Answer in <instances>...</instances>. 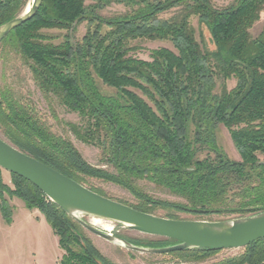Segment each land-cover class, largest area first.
Segmentation results:
<instances>
[{
  "label": "trees",
  "instance_id": "trees-1",
  "mask_svg": "<svg viewBox=\"0 0 264 264\" xmlns=\"http://www.w3.org/2000/svg\"><path fill=\"white\" fill-rule=\"evenodd\" d=\"M28 2L0 0V25L22 15ZM96 2L87 7L85 0H43L35 17L0 43L20 55L46 98L79 114L80 122H69V130L99 147L104 164L113 169L91 165L70 139L55 135L8 88L0 91L4 138L82 184L86 177H95L127 189L140 200L133 205L139 211L148 213V205L155 203L138 184L148 180L183 197L186 202L170 204L194 214L263 212L264 28L256 37L251 29L264 11V0H232L224 7H216L214 0ZM112 2L130 10L101 17L98 10ZM174 7L180 8L172 17H160ZM192 16L206 25L215 49L197 40ZM84 20L89 29L80 41L68 33L54 43L53 36L43 33L71 32ZM136 39L170 40L175 50L158 47L151 50L150 60L142 59L132 54L137 46L131 41ZM96 77L116 93L104 94ZM231 78L236 79L234 88L214 92L219 79ZM218 124L228 128L241 160L218 149ZM204 147L215 156L198 158ZM10 174L13 186L4 182L0 167V211L8 224L13 221L9 198H19L28 209L40 210L59 236L65 254L56 264H117L80 234V224L36 185ZM125 239L152 246L172 241ZM243 249L212 264H264V237ZM219 251L192 248L171 254L203 261Z\"/></svg>",
  "mask_w": 264,
  "mask_h": 264
},
{
  "label": "rangeland",
  "instance_id": "rangeland-1",
  "mask_svg": "<svg viewBox=\"0 0 264 264\" xmlns=\"http://www.w3.org/2000/svg\"><path fill=\"white\" fill-rule=\"evenodd\" d=\"M32 1L33 0H29L25 10H29ZM231 2L232 0H214L216 7H224ZM96 3V0H85V5L87 7L96 5ZM179 8L180 7L171 8L161 13L160 17L170 18L178 12ZM129 10L130 7L124 3L112 2L98 10V14L101 17L110 18L118 14H124ZM190 20L195 29L197 40L208 49H215V45L206 25L199 20L198 16H192ZM103 27L105 30L107 29V26L104 25ZM73 28L71 32L61 29H44L43 33L53 36L54 38L52 41L54 43L63 41L64 36L68 33H71L75 40L80 41L88 31L89 23L84 20L77 25L74 24ZM263 28L264 11H262L260 19L255 22L251 29L253 37L258 36ZM131 45L137 46L132 54L146 60L151 59L150 52L152 49L167 47L175 50L173 43L166 39H136L131 41ZM95 79L100 90L104 94L113 95L116 93L117 90L115 88L105 84L98 77ZM235 86L236 79L234 78L228 80L219 79L214 92L220 94L223 87L230 90ZM5 88L12 89L21 97L22 101L30 104L38 117L55 135L70 139L91 165L113 169L111 166L104 164L102 160V151L99 147L82 142L69 130V126L67 125L69 122H80L79 114L68 110L57 102V100L46 98L36 86L30 69L23 62L20 55L15 54L9 46L0 43V91ZM214 134L218 149L221 153L230 159L237 161L241 160L240 153L231 138L228 128L223 124H218L215 127ZM0 135L4 137L1 130ZM207 155L214 157L215 153L208 147H204L198 152L197 157L203 159ZM2 177L5 183L13 186L10 172L2 169ZM84 184L89 188L98 190L104 194V196L128 206L133 207V205L140 203V200L130 191L114 182L101 178L86 177ZM138 184L155 201L154 204L148 205V213L156 216L179 220L207 221L234 220L249 216L247 214L243 215L230 212L194 214L178 209L170 204L173 202H186L183 197L175 195L169 190L148 180H140ZM6 197L8 198L7 195ZM167 201L169 203H166ZM9 202L13 207V223L11 222L8 224L0 211V264L58 263L65 254V250L60 246L59 236L47 222L45 216L38 209L31 210L25 207L23 200L19 198H9ZM80 217L98 229L103 231L109 230L112 231V235L129 238L131 240L157 241L164 239L159 236L144 234L115 221L102 218V220L94 219L95 216L88 214L80 215ZM78 229H80L79 233L88 238L103 256L117 264H212L240 255L244 251L243 248L223 249L217 253L210 254V256L206 257L203 261H184L180 255L171 254V252L155 254L129 249L119 242L106 240L91 233L82 225H80Z\"/></svg>",
  "mask_w": 264,
  "mask_h": 264
},
{
  "label": "water",
  "instance_id": "water-1",
  "mask_svg": "<svg viewBox=\"0 0 264 264\" xmlns=\"http://www.w3.org/2000/svg\"><path fill=\"white\" fill-rule=\"evenodd\" d=\"M43 0H33L29 11L0 25V41L13 29L31 20ZM0 167L36 185L51 201L91 233L129 249L163 254L192 248L223 250L243 248L264 237V211L234 220H179L156 216L104 196L57 169L22 151L0 135ZM88 214L124 224L144 234L172 240L152 246L112 235L83 220Z\"/></svg>",
  "mask_w": 264,
  "mask_h": 264
},
{
  "label": "bare ground",
  "instance_id": "bare-ground-1",
  "mask_svg": "<svg viewBox=\"0 0 264 264\" xmlns=\"http://www.w3.org/2000/svg\"><path fill=\"white\" fill-rule=\"evenodd\" d=\"M31 4L32 3H30V7H29V9L31 8ZM29 11V10H28ZM94 219H98V220H102L101 218H99V217H95ZM94 224V223H93ZM95 225V224H94ZM97 226V225H96ZM104 230H106V229H104ZM108 233H112V231H109V230H106Z\"/></svg>",
  "mask_w": 264,
  "mask_h": 264
},
{
  "label": "crops",
  "instance_id": "crops-1",
  "mask_svg": "<svg viewBox=\"0 0 264 264\" xmlns=\"http://www.w3.org/2000/svg\"><path fill=\"white\" fill-rule=\"evenodd\" d=\"M25 204V203H24ZM26 207V206H25ZM32 210V209H31ZM33 210H35V209H33ZM13 223V222H12Z\"/></svg>",
  "mask_w": 264,
  "mask_h": 264
}]
</instances>
